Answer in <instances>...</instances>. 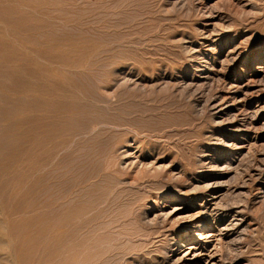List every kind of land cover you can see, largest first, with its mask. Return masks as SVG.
<instances>
[{"label": "rangeland", "instance_id": "rangeland-1", "mask_svg": "<svg viewBox=\"0 0 264 264\" xmlns=\"http://www.w3.org/2000/svg\"><path fill=\"white\" fill-rule=\"evenodd\" d=\"M0 23V264H264V0Z\"/></svg>", "mask_w": 264, "mask_h": 264}, {"label": "bare ground", "instance_id": "bare-ground-1", "mask_svg": "<svg viewBox=\"0 0 264 264\" xmlns=\"http://www.w3.org/2000/svg\"><path fill=\"white\" fill-rule=\"evenodd\" d=\"M1 24V23H0ZM24 41V40H23ZM47 214V213H46ZM2 222V221H1ZM3 223V222H2ZM2 225V224H1ZM0 225V226H1ZM4 227V226H3ZM5 228V227H4ZM6 231V230H5ZM64 232V231H63ZM8 243V242H7ZM8 245V244H7ZM10 247H12V249H11V253H12V251H13V249H14V246L13 245H11ZM14 252H15V249H14ZM83 252V251H82ZM79 255V254H78ZM10 257V256H9ZM8 258V257H7ZM10 260V259H9ZM12 261L15 263V261H14V255L12 254ZM11 261V262H12ZM1 262V261H0ZM90 262V261H89ZM88 264V263H87Z\"/></svg>", "mask_w": 264, "mask_h": 264}]
</instances>
